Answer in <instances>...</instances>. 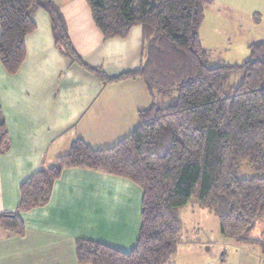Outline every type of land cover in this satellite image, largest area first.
<instances>
[{"label":"trees","instance_id":"1","mask_svg":"<svg viewBox=\"0 0 264 264\" xmlns=\"http://www.w3.org/2000/svg\"><path fill=\"white\" fill-rule=\"evenodd\" d=\"M213 1L87 0L105 39L126 38L134 26L143 27L140 67L116 79L143 78L153 101L138 111L139 126L113 147L94 148L78 138L54 165L26 179L17 209L0 215L2 230L24 235L21 213L48 203L65 168L84 167L129 178L141 186L143 201L135 247L125 251L78 239L82 264H165L179 243V211L193 199L218 217L225 236L262 241L250 233L264 221V40L249 46L242 63H211L200 29ZM38 8L49 13L63 53L105 78L101 68L82 61L52 0H0V60L6 70L15 74L25 62ZM8 145L1 119L0 150ZM244 162L255 176H242Z\"/></svg>","mask_w":264,"mask_h":264},{"label":"crops","instance_id":"2","mask_svg":"<svg viewBox=\"0 0 264 264\" xmlns=\"http://www.w3.org/2000/svg\"><path fill=\"white\" fill-rule=\"evenodd\" d=\"M52 1L62 11L82 61L101 68L105 78L63 53L49 13L38 8L19 71L10 74L0 60V121L9 137L7 149L0 150V215L17 209L21 184L54 165L74 140L82 138L98 149L113 147L139 126L138 111L153 101L141 78L116 79L142 63L141 25L126 38L105 39L87 0ZM142 201L141 186L127 177L65 168L48 203L21 213L24 235H10L0 227V264H82L78 239L130 251L139 234ZM179 215V243L165 264H264V221L261 235H254L259 226L250 233L262 241H239L225 236L218 217L196 200Z\"/></svg>","mask_w":264,"mask_h":264},{"label":"rangeland","instance_id":"3","mask_svg":"<svg viewBox=\"0 0 264 264\" xmlns=\"http://www.w3.org/2000/svg\"><path fill=\"white\" fill-rule=\"evenodd\" d=\"M205 17L200 35L204 47L211 51V63L222 60L242 63L250 53L249 46L264 40V0H217V3L206 8ZM241 78V74L234 75L232 83L238 85ZM151 101L152 99H149V104ZM159 101L162 105L169 103V100ZM255 175V171L244 162L242 176ZM261 226L263 227L262 224ZM261 226L259 225L254 235H261ZM259 247L256 246L258 249Z\"/></svg>","mask_w":264,"mask_h":264}]
</instances>
